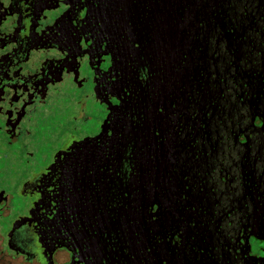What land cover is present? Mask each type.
Segmentation results:
<instances>
[{
	"label": "flooded vegetation",
	"instance_id": "flooded-vegetation-1",
	"mask_svg": "<svg viewBox=\"0 0 264 264\" xmlns=\"http://www.w3.org/2000/svg\"><path fill=\"white\" fill-rule=\"evenodd\" d=\"M0 264H264V0H0Z\"/></svg>",
	"mask_w": 264,
	"mask_h": 264
},
{
	"label": "rangeland",
	"instance_id": "rangeland-1",
	"mask_svg": "<svg viewBox=\"0 0 264 264\" xmlns=\"http://www.w3.org/2000/svg\"><path fill=\"white\" fill-rule=\"evenodd\" d=\"M86 69H87V67H86ZM62 87V91L64 92V90L66 91V92H69L70 91V88H69V84H63V86H61ZM87 88V87H86ZM64 94V93H63ZM69 95H70V93H68V94H64V95H61V100L62 101H64V100H67L68 98H69ZM77 99V98H76ZM77 100H79V103H81L82 104V106L86 109V111H87V114L89 115V114H91V119H88L87 120V122H85V121H81V122H77V124L79 125V127H80V130H81V128H85V125H86V127H87V124L88 123H91V122H93V120H94V118H95V116L98 114V115H100V110H101V107H100V105H96L95 104V101L92 99V97L91 96H86V97H80L79 99H77ZM70 107H73V102L71 101V103H70ZM90 121V122H89ZM81 124H82V126H81ZM125 132H126V130H125Z\"/></svg>",
	"mask_w": 264,
	"mask_h": 264
}]
</instances>
